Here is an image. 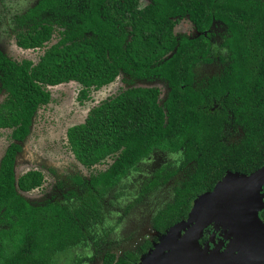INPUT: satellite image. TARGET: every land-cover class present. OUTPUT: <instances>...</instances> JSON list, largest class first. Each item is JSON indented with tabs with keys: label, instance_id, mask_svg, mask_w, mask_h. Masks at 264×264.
I'll list each match as a JSON object with an SVG mask.
<instances>
[{
	"label": "trees",
	"instance_id": "1",
	"mask_svg": "<svg viewBox=\"0 0 264 264\" xmlns=\"http://www.w3.org/2000/svg\"><path fill=\"white\" fill-rule=\"evenodd\" d=\"M138 1L38 0L16 17L15 36L24 49H44L39 60H16L0 47V129L11 130L0 162V224L8 226L0 229V259L8 260L0 264H51L54 252L85 238L67 207L34 206L19 192L44 180L38 170L17 177L16 159L38 110L52 101L49 85L76 81L86 100L122 73L168 82L164 102L159 87H129L67 130L84 166L113 159L89 179L101 196L156 150L182 151V160L177 168H159L137 201L195 165L175 187L173 202L154 215L160 234L187 219L193 200L212 191L227 172L250 174L264 165V0H151L143 8ZM186 17L197 36L176 34ZM214 20L227 28L228 59L220 75L196 86V66L213 60ZM229 129L242 135L230 141ZM150 245L146 241L142 251ZM138 258L133 251H108L104 263L133 264Z\"/></svg>",
	"mask_w": 264,
	"mask_h": 264
},
{
	"label": "rangeland",
	"instance_id": "2",
	"mask_svg": "<svg viewBox=\"0 0 264 264\" xmlns=\"http://www.w3.org/2000/svg\"><path fill=\"white\" fill-rule=\"evenodd\" d=\"M37 1L0 0V47L13 59L29 58L36 62L44 52V49L19 47L15 37L16 17L25 13ZM146 2L147 0H142L141 6ZM175 32L179 37L182 35L193 37L198 34L188 18L176 26ZM212 33V55L215 61L196 68L197 86L205 84L224 67L220 56L227 55V50L222 44L227 31L223 25L216 22L212 27ZM56 39L55 36L47 45L56 42ZM133 86L159 87L162 102L170 90L168 82L159 76L138 78L122 73L114 82L98 90L93 89L90 98L83 100L79 97L80 83L71 81L48 86L52 93V101L42 106L34 117L31 133L23 143V150L17 158L16 176L19 177L31 169H38L43 172L45 180L40 188L21 193L34 205L56 202L67 206L72 212L80 210L85 213L83 222L85 239L81 244L56 254L53 264H75L78 258L84 260L82 264H104L103 258L108 251L117 255L139 251L145 240L156 235L152 230L154 215L173 202L174 188L181 185L195 168L194 164L189 165L167 184L137 201L143 187L158 168L164 165L168 169L177 168L182 160V151L173 153L157 150L148 159L142 160L136 169L131 170L120 184L106 195L101 196L92 190L89 185L90 177L106 169L113 159L108 158L92 168L84 166L75 158L70 148L67 130L70 126L83 122L94 106ZM2 99L3 97L0 101ZM10 135V129H0V161L11 142ZM241 135V130L229 129L230 141L237 140ZM232 175L228 172L219 185L230 186ZM236 176L237 182L243 183L252 175ZM263 187L264 184L259 194L255 196L252 190L246 192L234 185L229 187L227 192L217 193L216 189L195 198L192 207L196 205L195 200L198 199L199 211L204 210L201 223L197 226L198 235L194 237V240L198 238L199 246L188 249L186 258L181 263L262 264ZM194 224L196 222L192 225ZM184 233L183 231L181 237ZM161 237L160 235L157 242ZM204 237L209 238V241L202 245L200 240ZM148 253L149 251L145 254L146 257L151 256ZM143 257L144 255L140 257L137 264L143 262Z\"/></svg>",
	"mask_w": 264,
	"mask_h": 264
},
{
	"label": "water",
	"instance_id": "3",
	"mask_svg": "<svg viewBox=\"0 0 264 264\" xmlns=\"http://www.w3.org/2000/svg\"><path fill=\"white\" fill-rule=\"evenodd\" d=\"M229 172L233 174L230 177V186L223 187L222 185H219V183L225 178L224 176L216 184L214 189L208 192H214L216 189L217 193L227 192L229 187L236 185L237 188L239 187L246 192L252 190L254 196L259 194L261 186L264 184V165L250 174L232 171ZM237 174L252 176L248 177L246 181L242 183L237 182ZM195 202L196 205L192 207L188 218L179 221L168 228L165 233L161 234L162 237L160 238V241L154 243L155 247L149 250L151 256L146 257V255H144L142 259L143 262L140 264H185L181 262L186 258L187 250L194 249L196 246H199L198 238L194 240V237L198 235L197 226L201 223V215L204 210L202 209L199 211L197 206L198 199L195 200ZM195 222L196 224L192 225ZM183 231L185 233L184 236L181 237Z\"/></svg>",
	"mask_w": 264,
	"mask_h": 264
},
{
	"label": "flooded vegetation",
	"instance_id": "4",
	"mask_svg": "<svg viewBox=\"0 0 264 264\" xmlns=\"http://www.w3.org/2000/svg\"><path fill=\"white\" fill-rule=\"evenodd\" d=\"M139 2V4H138V7L139 8H143V7H145L146 5H148L149 3H151V0H147V2L144 4V5H142L141 6V2H142V0H139L138 1ZM186 18H188V17H186ZM185 19V18H184ZM183 20V19H182ZM181 20V21H182ZM189 20V19H188ZM15 21H16V19H15ZM191 22V21H190ZM220 23L221 25H223L224 26V24L223 23H221L220 21H217V20H214V22H213V25H212V27L214 26V24L215 23ZM16 23V22H15ZM192 23V22H191ZM192 25H193V23H192ZM16 27V26H15ZM193 27H194V25H193ZM225 27V29H226V31H227V28H226V26H224ZM195 29V28H194ZM196 30V29H195ZM197 31V30H196ZM197 33L199 34L200 32H198L197 31ZM210 33H211V41L213 40V33H212V28L210 29ZM197 34V35H198ZM227 34H228V32H227ZM227 34H226V36H227ZM197 35H195V36H197ZM188 36V35H187ZM225 36V37H226ZM16 37V36H15ZM191 37V36H190ZM194 37V36H193ZM224 40H225V38H224ZM224 40H223V42H224ZM17 43V42H16ZM223 44V43H222ZM18 45V44H17ZM212 45H213V42H212ZM20 47V46H19ZM213 47V46H212ZM22 48V47H21ZM24 49V48H23ZM226 50H227V48H226ZM213 48H212V52H211V56H212V62H210V63H199L197 66H196V68L198 67V66H200V65H207V64H212V63H214V61H215V59L213 58ZM228 54H229V52H228V50H227V55L226 56H220V60L223 62V64H224V67H225V64H226V61H227V59H228ZM222 57L225 59V61H223L222 60ZM32 60V59H31ZM37 62V61H36ZM224 67H223V69H224ZM196 68H195V73H196ZM223 69H222V71H223ZM222 71L219 73V74H217V75H214V76H218V75H220L221 73H222ZM214 76H212V77H214ZM212 77H210V78H212ZM209 78V79H210ZM208 79V80H209ZM207 80V81H208ZM76 82V81H75ZM68 83V82H67ZM207 83V82H206ZM205 83V84H206ZM205 84H203V85H205ZM81 85V84H80ZM202 85V86H203ZM49 86H51V85H49ZM197 86V85H196ZM46 106V105H45ZM34 120V119H33ZM84 122V121H83ZM29 137V136H28ZM26 141V140H25ZM24 141V142H25ZM23 142V143H24ZM23 143H21L22 144V150H23ZM8 147V146H7ZM22 150L18 153V155L22 152ZM157 151V150H156ZM156 151H154L153 153H155ZM163 151V150H162ZM5 153V152H4ZM152 153V154H153ZM173 153H176V152H173ZM151 154V155H152ZM18 155H17V158H18ZM150 155V156H151ZM149 156V157H150ZM3 157V156H2ZM149 157H147V158H145V159H148ZM144 160V159H143ZM1 162V161H0ZM81 163V162H80ZM16 164H17V159H16ZM82 164V163H81ZM165 166V165H164ZM138 167V166H137ZM163 167V166H162ZM161 168V167H160ZM159 169V168H158ZM157 169V170H158ZM31 170H38V169H31ZM134 170V169H133ZM156 170V171H157ZM38 171H40V170H38ZM155 171V172H156ZM42 174H43V172L42 171H40ZM130 173V172H129ZM44 175V174H43ZM154 175H155V173H154ZM154 175H153V177L152 178H154ZM151 178V179H152ZM174 178V177H173ZM150 179V180H151ZM44 180H45V177H44ZM44 180H43V182H42V184L40 185V186H38V187H36V188H33V189H31V190H28V191H24V192H30V191H33V190H35V189H37V188H40L42 185H43V183H44ZM149 180V181H150ZM171 180V179H170ZM169 180V181H170ZM79 181V180H78ZM81 181V180H80ZM148 181V182H149ZM147 182V183H148ZM146 185V184H145ZM165 185V184H164ZM144 188V187H143ZM175 189V188H174ZM156 190V189H155ZM262 190H264V187L262 188ZM21 191H23V190H19V192H20V194L23 196V194L21 193ZM154 191V190H153ZM152 191V192H153ZM152 192H150V193H152ZM149 193V194H150ZM148 195V194H147ZM147 195H145V196H147ZM145 196H143V197H145ZM24 197V196H23ZM142 197V198H143ZM25 198V197H24ZM197 198V197H196ZM26 199V198H25ZM27 201H28V199H26ZM194 201V200H193ZM29 202V201H28ZM29 203H31V202H29ZM32 204V203H31ZM50 204H55V205H60V206H65V205H62V204H60V203H56V202H48V203H46V204H39V205H34V204H32V205H34V206H47V205H50ZM65 207H67V206H65ZM68 208V207H67ZM69 209V208H68ZM69 211L71 212V213H73L74 215H76V219H77V221L79 222V224L81 225V227H82V229H83V222L85 221L84 220V218H85V216H84V211L82 212V211H80V210H77V211H71L70 209H69ZM264 209L261 211V216H262V219H263V221H264ZM77 214H83L82 215V217H80V216H77ZM3 223H1L0 224V229H2V227H8V226H6V225H2ZM84 230V229H83ZM152 230L153 231H155L156 232V235L152 238V239H147V240H145L144 242H143V244H141L140 245V247H139V251H134V252H137L138 254H139V258H138V260L137 261H134L133 262V264H137L138 263V261L140 260V257L141 256H143V255H145L153 246H154V243L155 242H157L158 240H159V236L161 235L159 232H157L154 228H153V220H152ZM84 234H85V232H84ZM85 238H83L82 240H81V242H78V243H75V244H73L72 246H70V247H67V248H65V249H63V250H58V251H56V252H54L53 254H52V256H51V264H53V260H54V256L56 255V254H58V253H60V252H64V251H66V250H68L69 248H71V247H73V246H75V245H78V244H81L82 242H83V240H84ZM146 241H151V245L148 247V249L147 250H145V251H142V248H143V245H144V243L146 242ZM208 241H209V238H206V237H204V238H202L201 240H200V244H202V245H204V244H206V243H208ZM0 245H1V241H0ZM0 261H8V260H4V259H0ZM14 261H20L19 259H17V260H14ZM84 262V260L82 261L81 259H77V262L75 263V264H82ZM103 263H104V258H103ZM3 264V263H2ZM105 264V263H104ZM262 264H264V262L262 263Z\"/></svg>",
	"mask_w": 264,
	"mask_h": 264
}]
</instances>
